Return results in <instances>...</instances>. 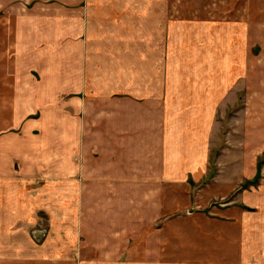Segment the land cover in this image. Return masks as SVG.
<instances>
[{"label": "crops", "instance_id": "0c3cea01", "mask_svg": "<svg viewBox=\"0 0 264 264\" xmlns=\"http://www.w3.org/2000/svg\"><path fill=\"white\" fill-rule=\"evenodd\" d=\"M204 4L217 9L0 0V181L53 186L55 245L109 250L137 237L128 236L125 207L103 206L95 225L100 207L86 196L160 197L167 215L198 198L237 196L255 176L264 155V0ZM44 198L0 196V264H78L73 251L32 240L35 214L50 212ZM56 218L71 228L79 220L89 235L63 236Z\"/></svg>", "mask_w": 264, "mask_h": 264}, {"label": "rangeland", "instance_id": "374dc122", "mask_svg": "<svg viewBox=\"0 0 264 264\" xmlns=\"http://www.w3.org/2000/svg\"><path fill=\"white\" fill-rule=\"evenodd\" d=\"M188 1L192 5L191 13L207 10L213 13L217 9V5H205L208 0ZM32 5L28 4L27 8L32 9ZM18 10L19 8L15 9ZM17 27L22 29L21 26ZM217 154L214 151L210 160L214 162ZM230 155L227 151L216 162L229 160ZM76 157V162H81V156ZM257 164L255 176L239 183L235 190L237 196L214 198L204 205L200 204L202 201L198 203V198L196 204L199 206H186L180 212H174L175 214L158 212L163 203L160 197L153 199L152 204L150 198L144 197L86 196L83 202L87 200L88 203L100 207L99 212L93 214L95 225L99 226L105 220L107 214L103 213V206H113L114 210L115 206L125 207L127 210L124 213L128 236L137 237L131 244L110 245L109 250L107 245L100 243L89 245L79 241L76 245L54 244L55 209H58V205L55 202L53 186H45L43 179H31L30 185L20 183L19 186L10 184L8 180L0 181V196H17L18 193L20 196H45L50 212L39 211L35 214L38 224L29 230V234L35 244L45 245L49 251L62 248L63 255L73 251V257L78 264H264V155ZM78 187L79 185L76 186L77 190ZM44 188H47L46 191L36 192ZM68 198L65 205L72 202L73 208L78 206L77 199L73 200L70 196L63 198V202ZM176 199L181 200L179 197ZM192 202L194 198L191 199ZM187 208L188 211H185ZM69 215L75 217V213ZM65 219L69 220L63 218L59 221L56 218L57 223L63 225L58 229L63 236L89 235L87 229L79 228V220L71 228L69 222H63ZM139 222L142 223L141 229L135 228ZM98 233L95 231L93 235L97 237ZM111 249L114 250L110 260L107 251L110 252Z\"/></svg>", "mask_w": 264, "mask_h": 264}]
</instances>
